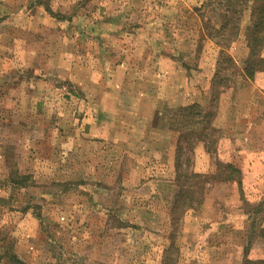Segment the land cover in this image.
Masks as SVG:
<instances>
[{
  "label": "rangeland",
  "instance_id": "374dc122",
  "mask_svg": "<svg viewBox=\"0 0 264 264\" xmlns=\"http://www.w3.org/2000/svg\"><path fill=\"white\" fill-rule=\"evenodd\" d=\"M252 4L225 36L209 0H0V264L264 258Z\"/></svg>",
  "mask_w": 264,
  "mask_h": 264
},
{
  "label": "trees",
  "instance_id": "16d2710c",
  "mask_svg": "<svg viewBox=\"0 0 264 264\" xmlns=\"http://www.w3.org/2000/svg\"><path fill=\"white\" fill-rule=\"evenodd\" d=\"M243 1L246 0H209V2L217 4L221 9L220 17L222 23L220 24L219 33H222L225 29L228 31V33H222L225 36H231L232 34L236 36L239 34L243 14V9L240 6ZM252 2L250 24L246 29V41L249 53L243 69L244 75L249 78H252L257 71H261L264 68V57H262V50L264 48V0H252ZM181 111L185 114L183 126L180 128L184 131V137L198 133L195 124H192L194 116L200 117L201 120H204L203 117H211L209 121H202L206 123V128L210 127L212 123L213 119L210 113L206 112L203 115L205 109L197 104L188 105ZM197 124L199 125V122ZM174 129L178 128L174 127ZM198 176L195 173L191 174V177ZM218 180L237 181L241 184L242 171L235 165L226 163L223 166L222 175ZM244 264H264V258L257 260L248 259Z\"/></svg>",
  "mask_w": 264,
  "mask_h": 264
}]
</instances>
